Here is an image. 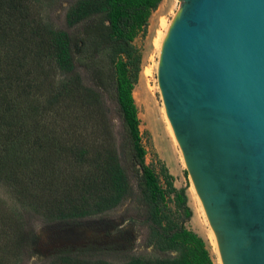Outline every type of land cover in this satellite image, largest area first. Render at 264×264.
<instances>
[{"label":"trees","instance_id":"1","mask_svg":"<svg viewBox=\"0 0 264 264\" xmlns=\"http://www.w3.org/2000/svg\"><path fill=\"white\" fill-rule=\"evenodd\" d=\"M69 3L64 27L53 11ZM162 0H0V264H23L38 236L134 205L150 254L118 262L91 246L46 264H213L166 166L146 163L133 90L134 45ZM114 115V118L112 117ZM8 204V205H7Z\"/></svg>","mask_w":264,"mask_h":264},{"label":"water","instance_id":"2","mask_svg":"<svg viewBox=\"0 0 264 264\" xmlns=\"http://www.w3.org/2000/svg\"><path fill=\"white\" fill-rule=\"evenodd\" d=\"M157 82L222 264H264V0H178Z\"/></svg>","mask_w":264,"mask_h":264},{"label":"rangeland","instance_id":"3","mask_svg":"<svg viewBox=\"0 0 264 264\" xmlns=\"http://www.w3.org/2000/svg\"><path fill=\"white\" fill-rule=\"evenodd\" d=\"M178 0H162L158 8L151 13L146 30L134 40V45L142 56L141 72L133 97L140 120L142 144L146 150V163L158 171V162L163 163L173 177L174 186L183 190L192 217L186 227L198 234L203 241L204 234L201 220L191 192L192 182L185 166L174 147L166 127L164 106L157 82V66L159 47L155 44L161 21L170 23L180 8ZM69 3L62 1L53 11V18L60 27H64V16ZM114 118V115L112 116ZM0 196L6 200L4 189ZM8 202V200H6ZM9 204V202H8ZM7 204V205H8ZM134 205L125 203L121 207L97 216L82 223L48 227L39 222H33L32 227L38 236L31 249V257L23 264H46L57 251L66 248H83L91 246L99 249V254L105 260L113 263L130 254H150L151 249L145 248L146 229L131 218L134 216ZM213 260L210 248L205 242ZM214 264V261H213Z\"/></svg>","mask_w":264,"mask_h":264},{"label":"bare ground","instance_id":"4","mask_svg":"<svg viewBox=\"0 0 264 264\" xmlns=\"http://www.w3.org/2000/svg\"><path fill=\"white\" fill-rule=\"evenodd\" d=\"M170 23L165 22V21H161V23H160V29L161 30L156 35L157 37L155 39V44L159 47V54H160V51H161L163 40H164L165 35H166V33L168 31V28L170 26ZM164 115H165L166 127L168 129V132H169V135H170V137L172 139L174 147L176 148V151H177V153H178V155L180 157V162L182 163L183 166H185V162H184V159H183V156H182V152H181V150H180V148L178 146V143H177V141L175 139L173 130H172L171 125L169 123V120H168V118L166 116L165 108H164ZM191 192L193 194L194 203L196 205L195 208H197L196 210H197V213L199 215L198 218H200V220H201V222H199V223H201V226H202V230H203V234H204V240H205L206 244L208 245V247L210 248L211 254L213 256L214 264H222L221 263V259H220V255H219V250H218L216 236H215L212 228L209 225V222L207 220L205 211L203 209V206L201 204V201H200L199 197L197 196V194L195 192L193 184H192V187H191Z\"/></svg>","mask_w":264,"mask_h":264}]
</instances>
